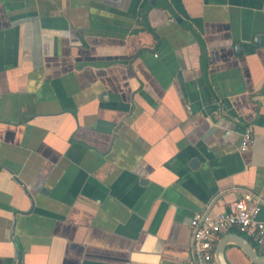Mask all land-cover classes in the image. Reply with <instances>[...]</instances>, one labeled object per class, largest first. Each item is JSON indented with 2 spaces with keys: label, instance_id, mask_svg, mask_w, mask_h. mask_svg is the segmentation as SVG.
Segmentation results:
<instances>
[{
  "label": "crops",
  "instance_id": "crops-1",
  "mask_svg": "<svg viewBox=\"0 0 264 264\" xmlns=\"http://www.w3.org/2000/svg\"><path fill=\"white\" fill-rule=\"evenodd\" d=\"M245 191L262 218L264 0H0V264H181Z\"/></svg>",
  "mask_w": 264,
  "mask_h": 264
},
{
  "label": "built area",
  "instance_id": "built-area-1",
  "mask_svg": "<svg viewBox=\"0 0 264 264\" xmlns=\"http://www.w3.org/2000/svg\"><path fill=\"white\" fill-rule=\"evenodd\" d=\"M252 143L251 127H243L239 150L245 151ZM261 199L248 191L234 200L229 209L215 215L207 210L195 211L189 218L190 238L187 255L181 264H214V241L220 234L237 231L243 234L255 250L264 253V216L261 212Z\"/></svg>",
  "mask_w": 264,
  "mask_h": 264
},
{
  "label": "water",
  "instance_id": "water-1",
  "mask_svg": "<svg viewBox=\"0 0 264 264\" xmlns=\"http://www.w3.org/2000/svg\"><path fill=\"white\" fill-rule=\"evenodd\" d=\"M226 243H233L238 246L252 263L264 264V254L258 253L246 238L233 233L226 234L216 245L213 254L216 264H227L223 257V251Z\"/></svg>",
  "mask_w": 264,
  "mask_h": 264
},
{
  "label": "trees",
  "instance_id": "trees-1",
  "mask_svg": "<svg viewBox=\"0 0 264 264\" xmlns=\"http://www.w3.org/2000/svg\"><path fill=\"white\" fill-rule=\"evenodd\" d=\"M141 18H142L143 23H144L146 26H148V23H147V21H146L145 12H143Z\"/></svg>",
  "mask_w": 264,
  "mask_h": 264
},
{
  "label": "rangeland",
  "instance_id": "rangeland-1",
  "mask_svg": "<svg viewBox=\"0 0 264 264\" xmlns=\"http://www.w3.org/2000/svg\"><path fill=\"white\" fill-rule=\"evenodd\" d=\"M249 242H250V240H249ZM252 247H254V248H255V245H254V244H252Z\"/></svg>",
  "mask_w": 264,
  "mask_h": 264
}]
</instances>
